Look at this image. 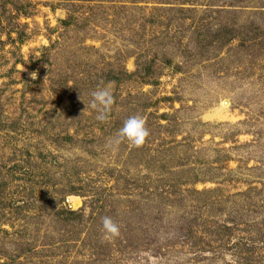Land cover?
<instances>
[{
    "label": "rangeland",
    "instance_id": "374dc122",
    "mask_svg": "<svg viewBox=\"0 0 264 264\" xmlns=\"http://www.w3.org/2000/svg\"><path fill=\"white\" fill-rule=\"evenodd\" d=\"M0 264H264V0H0Z\"/></svg>",
    "mask_w": 264,
    "mask_h": 264
},
{
    "label": "clouds",
    "instance_id": "9594fccd",
    "mask_svg": "<svg viewBox=\"0 0 264 264\" xmlns=\"http://www.w3.org/2000/svg\"><path fill=\"white\" fill-rule=\"evenodd\" d=\"M33 77L36 73L31 74ZM92 101L91 107L98 112L97 119L104 121L107 118V114L113 106L114 96L110 88L102 87L91 93ZM149 135L146 128V122L141 116H132L128 118L123 127L119 130L118 138L114 143H119L120 139H127L135 146H141L144 144L146 137ZM103 227L106 234L111 236H117L119 234V226L110 218H103Z\"/></svg>",
    "mask_w": 264,
    "mask_h": 264
}]
</instances>
